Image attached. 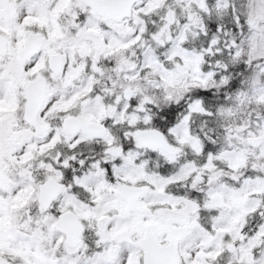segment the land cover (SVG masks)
I'll use <instances>...</instances> for the list:
<instances>
[{
	"label": "snow or ice",
	"instance_id": "6c2138e0",
	"mask_svg": "<svg viewBox=\"0 0 264 264\" xmlns=\"http://www.w3.org/2000/svg\"><path fill=\"white\" fill-rule=\"evenodd\" d=\"M0 264H264V0H0Z\"/></svg>",
	"mask_w": 264,
	"mask_h": 264
}]
</instances>
